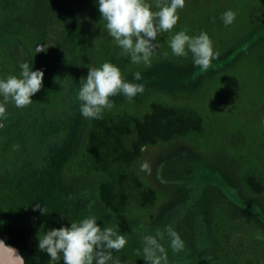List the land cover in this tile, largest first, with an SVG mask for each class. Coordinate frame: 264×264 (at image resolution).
<instances>
[{"label": "rangeland", "instance_id": "rangeland-1", "mask_svg": "<svg viewBox=\"0 0 264 264\" xmlns=\"http://www.w3.org/2000/svg\"><path fill=\"white\" fill-rule=\"evenodd\" d=\"M33 2L0 0V61L6 68L11 66L6 38L21 42L28 52L39 40L32 27ZM65 2L75 19L67 45L71 51L62 53L64 58L56 55L65 62L67 92L44 99L42 106L32 103L20 109V134L2 136L8 142L0 148V171L11 181L0 188V194L7 192L0 201L4 222L34 226L41 238L50 229L70 227L93 213L98 226L118 225L127 237L125 248L113 252L122 264H145L143 237L155 236L157 230L165 233L160 243L167 264H264V0H185L174 28L158 34L149 64L133 63L125 55L124 79L143 84L145 90L132 100L123 94L112 97L114 107L105 112L114 118L122 113L141 118L157 103L196 111L202 127L199 133L140 149L130 170L155 191V200L144 208L130 200L118 212L99 198L102 173L83 165L89 118L81 115L77 96L81 78L95 67V45L107 40L121 48L106 29L98 0ZM146 2L152 11L158 10L157 0ZM229 10L236 17L225 25L222 16ZM184 29L190 36L207 33L219 53L207 71L194 66L191 53L173 55L170 38ZM20 72L8 69L5 78ZM136 72L142 75L139 81L134 79ZM131 140L133 135L127 148ZM11 159L10 170L5 165ZM185 161L190 175L176 179ZM146 163L149 169L143 168ZM248 180L260 191L254 192ZM37 203L44 213L33 211ZM169 225L184 242V250H172L165 231Z\"/></svg>", "mask_w": 264, "mask_h": 264}, {"label": "clouds", "instance_id": "clouds-1", "mask_svg": "<svg viewBox=\"0 0 264 264\" xmlns=\"http://www.w3.org/2000/svg\"><path fill=\"white\" fill-rule=\"evenodd\" d=\"M185 6V0H157V11L146 0H98V11L106 21V29L115 43L122 49L121 55H129L136 64L150 63L154 54L155 41L159 33L170 32L179 20L178 9ZM236 13L229 10L223 16L225 25L235 20ZM169 47L173 55L187 57L191 53L193 64L201 71H207L212 61L219 56L214 52L213 43L207 33L201 31L198 36H190L187 29L171 36ZM43 52V51H38ZM19 76L9 75L0 79V119L6 118V105L11 102L23 109L32 104L31 96L42 87L43 71H32L31 64L19 65ZM139 81L142 75L134 73ZM77 99L83 117L102 119L105 109L114 107L111 99L119 94L132 100L144 92V85L131 83L124 79L120 69L104 62L99 67H89L86 78H81ZM146 163L144 169H149ZM44 209L37 203L33 211ZM170 238V246L174 252L184 250V242L174 228L169 225L165 229ZM164 232L157 230L156 235L143 237V255L145 264H167V254L160 243ZM127 237L121 234L118 225L101 228L95 216H87L80 221L70 223V227L50 229L38 240V248L45 251L55 262L63 258V264H122L113 252H120L127 245ZM0 264H25L18 250L0 241Z\"/></svg>", "mask_w": 264, "mask_h": 264}, {"label": "trees", "instance_id": "trees-1", "mask_svg": "<svg viewBox=\"0 0 264 264\" xmlns=\"http://www.w3.org/2000/svg\"><path fill=\"white\" fill-rule=\"evenodd\" d=\"M46 1L42 0V3L36 5L35 23L33 22L32 27L36 28L40 38L49 39V49L41 55L32 53L33 55L29 59L21 62L31 64L32 71L41 70L44 73L42 89L30 97L34 99L33 103L41 106L44 99L49 101L48 98L66 95L67 88L65 89V84H63L65 75L63 74L64 69H62L65 62L62 63L59 60L60 56L56 54L67 55L71 51L67 45L74 27L70 20L67 21L68 9L61 1L53 0V7H49L50 3ZM51 8L55 11L54 18L59 16L61 18V15L64 14L66 21L64 23H49L48 20L51 16L48 15V10ZM5 42L4 45L8 50L14 39L8 37ZM94 50L95 67L109 62L122 71L128 62L127 57L121 55V49L110 45L107 40L100 44L97 43ZM52 53H54L53 56ZM64 54H62L63 58ZM21 63L16 62L15 68H20ZM201 127L202 119L196 111L157 103L151 104L150 111L141 118L127 113H122L114 118L103 111L102 119H89L85 132L87 145L86 159L84 158L83 165L88 170H98L102 173L98 194L104 206L113 212H118L123 210L130 200L142 208L152 205L155 200V191L151 187L143 185L130 170L140 149L146 145H153L157 141L166 142L191 132L199 133ZM131 135H133V140L130 141V146L127 148L126 142ZM182 165L186 168L181 166L176 179H183L190 175L191 166L186 161ZM176 174L174 172V175ZM248 184L254 192L260 191V187L252 180H248ZM2 198L4 197L1 196L0 201ZM80 215V219L83 218V213ZM88 216L94 215L90 213ZM2 217L0 207V237L6 244L13 245L19 250L25 264H63L62 257L53 262L45 251L39 250L38 228L5 223Z\"/></svg>", "mask_w": 264, "mask_h": 264}, {"label": "flooded vegetation", "instance_id": "flooded-vegetation-1", "mask_svg": "<svg viewBox=\"0 0 264 264\" xmlns=\"http://www.w3.org/2000/svg\"><path fill=\"white\" fill-rule=\"evenodd\" d=\"M33 1H34L33 3H35L34 4L35 6L38 5V3H42V0L41 1L40 0H33ZM47 1H48V3H50L49 4V7H53V4H54L53 0H47ZM59 1H61L62 4L68 9V19H67V21L69 22V20H70V22L74 23L75 22L74 13L71 11V8H70L69 4L67 2H65V0H59ZM46 2H45V4H46ZM48 15L51 16L50 19L48 20L49 23L50 22L51 23H53V22L54 23L55 22H62V23H64L66 21V17H65L64 14L61 15V18H59L60 16L54 18L55 11H53L52 8L50 10H48ZM70 35H72V33ZM40 42H47L48 43V47L46 49H44L43 52H36L34 50V48H35L36 44H38ZM49 44H50L49 39L48 40H44V39L40 38V40H37L35 43H33V45H32L33 47H32V51L31 52H28V49L21 42H18L16 40H14L13 44H11L8 47V50H7V46H5V49L8 52V59L10 61V65L11 66H10V68H6L7 66L5 65V63L3 61H2L3 63H0V79H4L5 78V73H6V71L8 69L9 70H12V71L13 70L15 71V69H17V68H15L16 62L17 63H21L23 61H26L27 59H29V57H31L33 55L32 53H35V54L39 53L40 55L43 54L46 50L49 49ZM16 47H22L23 48L24 56L18 57L16 55H14L13 49L16 48ZM17 70H20V68H18ZM51 98H54V97H51ZM51 98L50 99L48 98V100L50 101ZM2 101H3V97L0 96V102H2ZM20 114H21L20 108H17L14 105V103L9 102L6 105V118L0 119V137H1L0 138V143H1L0 144V148L1 147L2 148H6V146H7V143L6 142H8V140L6 138H3L2 139V136H6L7 137V136H16V135H19L20 134V130H18L17 125H16ZM33 114L34 113H32V115ZM36 114L38 115V113H36ZM27 115H30V114H27ZM3 158H4V156H3ZM12 158L15 159L14 157H12ZM13 159H11V160L8 161V165L9 166L7 164L5 165L10 170H11L10 164H12ZM1 168H2V165L0 166V169ZM12 175H14V174H12ZM8 179L10 180V177H8ZM1 180L3 182H0V188H5L11 182V181H6L5 180V176L0 171V181ZM3 185H5V186H3ZM3 193L4 194H0V198H1V196H6V194H7V192H3Z\"/></svg>", "mask_w": 264, "mask_h": 264}, {"label": "water", "instance_id": "water-1", "mask_svg": "<svg viewBox=\"0 0 264 264\" xmlns=\"http://www.w3.org/2000/svg\"><path fill=\"white\" fill-rule=\"evenodd\" d=\"M47 47H48V43H47V42H40V43L36 44L34 50H35L36 52H38V51H43V50L46 49ZM13 53H14V55H16V56H18V57L24 56V51H23V48H22V47H16V48H14V49H13ZM0 241H3V242H4V240H3L1 237H0ZM4 243H5V242H4ZM5 244H6V243H5ZM6 245L10 246V247L13 248V249L18 250V249H17L15 246H13V245H9V244H6ZM18 253H19V255L21 256L19 250H18Z\"/></svg>", "mask_w": 264, "mask_h": 264}]
</instances>
